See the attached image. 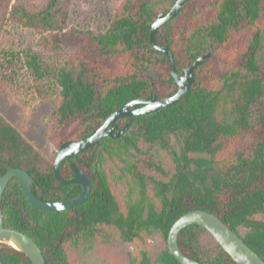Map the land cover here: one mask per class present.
Wrapping results in <instances>:
<instances>
[{
    "label": "trees",
    "instance_id": "obj_1",
    "mask_svg": "<svg viewBox=\"0 0 264 264\" xmlns=\"http://www.w3.org/2000/svg\"><path fill=\"white\" fill-rule=\"evenodd\" d=\"M73 0H0V90L21 88L12 101L28 110L54 95L47 137L55 145L90 135L115 110L137 97L175 93L167 55L150 41L152 23L176 0H122L106 31L70 26ZM18 25L36 33L41 49L2 44ZM182 72L212 52L176 104L118 119L120 137L72 156L91 172L81 204L60 211L34 207L12 177L1 208L4 225L29 234L45 264H181L168 235L184 213L206 209L264 259V0H187L156 33ZM56 153L44 151L0 113V177L22 168L33 193L46 201L80 194L60 183ZM181 250L202 264H237L198 224L178 235ZM0 264H32L0 242Z\"/></svg>",
    "mask_w": 264,
    "mask_h": 264
},
{
    "label": "water",
    "instance_id": "obj_2",
    "mask_svg": "<svg viewBox=\"0 0 264 264\" xmlns=\"http://www.w3.org/2000/svg\"><path fill=\"white\" fill-rule=\"evenodd\" d=\"M187 0H176L167 12H160L152 23L150 41L152 45L165 53L170 62V69L173 78L178 84L175 93L153 98L137 97L125 103L119 109L113 111L108 118L99 125L90 135H85L81 139H70L59 146L56 151L53 170L57 180L63 184L78 183L82 186L79 195L64 198L58 201H46L38 198L32 191L31 183L33 177L22 168H11L0 177V242L7 243L25 253L32 264H45V257L40 245L27 233L8 228L4 225L1 201L4 191L12 177L19 180L23 192L36 208L47 211H60L72 208L83 203L89 196L92 189L91 172H84L81 167L70 163L72 174L69 178L61 175V167L72 156L100 143L107 137H120L129 128V123L120 126L115 123L118 119L138 114L154 112L160 108L171 106L181 101L188 93L189 89L196 81V71L203 61L212 56L211 52L198 56L182 72L177 70L174 53L168 44L162 45L156 40V33L160 27L168 23L181 11ZM198 224L208 230L220 245L227 251L237 264H264V259L244 239L233 229H231L220 217L206 209H194L184 213L172 225L168 235L169 251L181 264H202L199 261L187 256L178 244L180 231L190 225Z\"/></svg>",
    "mask_w": 264,
    "mask_h": 264
},
{
    "label": "rangeland",
    "instance_id": "obj_3",
    "mask_svg": "<svg viewBox=\"0 0 264 264\" xmlns=\"http://www.w3.org/2000/svg\"><path fill=\"white\" fill-rule=\"evenodd\" d=\"M121 1L73 0L69 8L68 23L82 30L106 31ZM2 34V44L5 47L41 49L39 36L18 25L8 27ZM23 91L16 87L0 90V113L8 121L23 129L25 136L40 147L46 156H51L59 148L47 137L49 117L56 99L52 95L49 100L38 101L28 110H24L18 103L12 101V96H18Z\"/></svg>",
    "mask_w": 264,
    "mask_h": 264
}]
</instances>
